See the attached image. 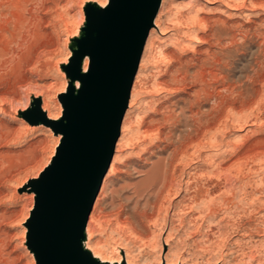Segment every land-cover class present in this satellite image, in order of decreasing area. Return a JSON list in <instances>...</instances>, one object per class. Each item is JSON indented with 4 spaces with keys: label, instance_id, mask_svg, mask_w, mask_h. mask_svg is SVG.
Segmentation results:
<instances>
[{
    "label": "rangeland",
    "instance_id": "rangeland-1",
    "mask_svg": "<svg viewBox=\"0 0 264 264\" xmlns=\"http://www.w3.org/2000/svg\"><path fill=\"white\" fill-rule=\"evenodd\" d=\"M100 1L0 0V264H36L31 182L63 140L40 117L61 111L49 119L64 121L62 96L76 91L68 69L75 53L86 52L88 13L102 8ZM155 19L160 25L146 40L113 155L121 167L100 199L90 243L135 264H158L165 256L180 264H264V0H162ZM198 57L207 64L200 66ZM179 61L188 66L185 85L173 83ZM198 68L203 81L193 75ZM189 101L193 111L217 116L208 115L197 140L200 156L190 146L187 161H175L180 190L170 203L163 197L161 209L147 207L154 218L144 220L145 198L158 195L142 189L170 152L164 147L170 122L161 138L146 127L152 116L182 107L191 116ZM123 130L127 137L119 143Z\"/></svg>",
    "mask_w": 264,
    "mask_h": 264
},
{
    "label": "water",
    "instance_id": "water-1",
    "mask_svg": "<svg viewBox=\"0 0 264 264\" xmlns=\"http://www.w3.org/2000/svg\"><path fill=\"white\" fill-rule=\"evenodd\" d=\"M160 0H109L88 13L92 36L75 53L69 75L81 81L63 94L64 121L41 115L63 133L53 159L31 183L36 205L30 244L36 264H102L85 256L81 237L113 159L139 62Z\"/></svg>",
    "mask_w": 264,
    "mask_h": 264
},
{
    "label": "bare ground",
    "instance_id": "bare-ground-1",
    "mask_svg": "<svg viewBox=\"0 0 264 264\" xmlns=\"http://www.w3.org/2000/svg\"><path fill=\"white\" fill-rule=\"evenodd\" d=\"M162 1V0H160ZM92 2V1H91ZM105 0L104 1H100L99 2V5L103 8L105 7ZM200 18V17H199ZM215 21V17H212ZM201 19V18H200ZM199 20V19H198ZM224 20V19H223ZM196 21V20H195ZM226 20H224L225 22ZM200 23V22H199ZM205 23V22H204ZM212 23V21H211ZM218 23V21H217ZM203 24V23H202ZM209 24V23H207ZM206 24V25H207ZM215 24V22H214ZM219 24V23H218ZM226 24V23H224ZM223 24V25H224ZM154 25L159 27V21L158 19H155L154 21ZM204 25V24H203ZM216 25V24H215ZM202 26V25H201ZM205 26V25H204ZM217 26V25H216ZM213 27V26H212ZM206 28V27H205ZM209 28V27H208ZM211 28V27H210ZM213 29V28H212ZM211 29V30H212ZM219 29V28H218ZM227 29V28H226ZM210 31V30H209ZM153 32V31H152ZM214 32V31H213ZM211 33V31H210ZM209 33V34H210ZM207 34V33H206ZM210 36V35H209ZM221 38V37H220ZM210 39V38H209ZM216 39V38H215ZM214 40V39H213ZM219 40V39H218ZM217 40V41H218ZM205 41V40H204ZM221 41V40H220ZM208 42V41H207ZM3 50V49H2ZM81 51V49H80ZM198 51V50H197ZM174 52V51H173ZM209 52V51H208ZM2 53V52H1ZM176 54V51L174 52ZM196 54V53H195ZM205 54V53H204ZM209 54V53H208ZM207 54V56H208ZM168 55V54H167ZM178 55V54H177ZM197 55H199L197 53ZM202 55V54H201ZM196 56V55H195ZM176 57V55L174 56ZM202 57V56H201ZM201 57H198V61L201 62L200 63V66L201 65H206L207 64V60L206 61H203L201 59ZM171 58H173L171 56ZM179 58V57H178ZM177 58V59H178ZM192 58V57H191ZM207 58V57H206ZM176 59V58H175ZM190 59V58H189ZM188 59V60H189ZM204 59V57H203ZM181 60V59H180ZM196 59H194L195 61ZM88 55L86 56V58L84 57L83 59V62H82V69H81V72H86L87 71V66H88ZM184 61V60H183ZM193 61V58L191 60V62H188L189 63H192ZM180 62V61H179ZM187 62V60H186ZM181 63V62H180ZM198 63V62H197ZM182 64V63H181ZM187 64V63H186ZM194 64V63H193ZM212 64V63H211ZM192 65V64H191ZM180 67V66H179ZM174 71V70H173ZM178 71L176 75L175 73V76H173V83L174 81L176 83H180L185 81V79L187 78L188 76V66L187 65H181L180 68H177V70H175V72ZM172 73V72H171ZM174 73V72H173ZM203 73V71L201 69H197L196 72L193 74L196 78L198 77V79L201 77ZM139 74L136 76V81L139 80ZM204 74V73H203ZM172 75V74H171ZM191 77V76H190ZM203 77V76H202ZM195 78V79H196ZM204 78V77H203ZM202 78V79H203ZM71 81H73V84H74V87L76 88V93L78 92V88L81 86V81L80 79L78 78H73L72 76L70 77ZM172 79V78H171ZM199 79V80H200ZM205 79V78H204ZM170 80V79H169ZM207 80V79H205ZM172 81V80H170ZM188 81V80H186ZM185 81V82H186ZM195 81V80H194ZM200 81H203V80H200ZM163 82V81H162ZM166 85L169 84V81H165ZM205 82V81H204ZM136 83V82H135ZM164 83V82H163ZM172 83V82H171ZM172 83V84H173ZM199 83V82H198ZM207 83V82H206ZM184 84V82H183ZM204 84V83H203ZM164 85V84H163ZM165 85V86H166ZM185 85V84H184ZM203 86V85H202ZM201 86V87H202ZM169 87V86H167ZM176 87V86H175ZM174 87V88H175ZM179 87V86H177ZM176 87V88H177ZM164 88V87H163ZM174 88H170V89H174ZM175 88V90H177ZM182 88V87H181ZM169 89V88H168ZM184 89V87H183ZM180 90V89H179ZM200 90V89H198ZM66 92V91H65ZM197 92V91H196ZM199 95V94H197ZM201 97V95L199 96V98ZM198 98V100H199ZM194 102V101H193ZM44 103V102H43ZM190 103V106H189V110L190 112L192 113L191 116L189 115H186V110L188 109V107H182L181 108V111L180 112H175L176 110H173V112L171 111V113L168 112V114L166 113H163L159 118H153L152 116V119L150 120V123L147 125L146 127V134L147 133H150L152 132V134H156L157 137L161 138V135L162 133L164 132L162 129H163V123L165 122H170V129L168 132H165L166 135H165V141H166V144H165V149L166 148H169L170 149V152L165 160V163H164V166L163 168L161 169V171H159L158 173L154 174V175H150L148 176L147 178V182L146 184L144 185L143 189H147V192H148V195L151 194V192H153L155 190H157V198L155 200H152L149 196L145 198V201H144V206L142 207V209L139 211V216H141L142 218H144V220H146L145 218H148L150 219V217L152 216H149V215H152V214H148L147 212V207L150 206L151 209L153 210H156V209H161L162 208V198L164 197L166 200H168V202L170 203V195L171 194H175L177 193L180 188L179 186L176 184V182L178 181L177 180V176H175V169H176V165L175 164V161L177 160V163H180L179 161L183 162V161H187V159H185L183 157L184 154H187L188 153V148L190 146H194L196 147L195 150V153H197L196 157H199L200 156V150H201V144L200 142H197L200 134H204L202 133L203 130L205 129L206 126L209 125L208 122H210V120L208 119V115H212V118L215 119L216 116H217V113L215 110H213L214 112H209L210 114H208L206 111H203L200 109V107L193 111L194 110V106L195 105H191V102L189 101ZM198 104V103H197ZM181 105V104H180ZM170 106V105H169ZM199 106V105H198ZM171 107V106H170ZM197 107V106H196ZM195 107V108H196ZM42 108V107H41ZM45 108V106H44ZM169 108V107H168ZM177 108V107H176ZM49 109V108H48ZM178 110V109H177ZM60 115H61V111L54 114V113H51L48 111L47 113V117L48 118H51V119H58L60 118ZM160 115V114H159ZM206 119H208L206 122ZM212 120V119H211ZM42 122V121H41ZM149 122V121H148ZM179 126H184L185 128L182 129V128H179ZM127 131V130H126ZM126 131H122V135L119 139V143H121V141L124 140L125 137H127L126 135ZM155 133H154V132ZM150 135V134H148ZM163 136V135H162ZM202 136V135H201ZM214 136V135H213ZM1 137V136H0ZM155 137V136H154ZM156 137V138H157ZM126 139V138H125ZM158 139V138H157ZM211 142V141H210ZM202 143V142H201ZM203 147V146H202ZM194 153V152H193ZM180 155V156H179ZM193 155V154H192ZM195 155V154H194ZM185 156V155H184ZM119 162H120V157L119 156H114V158L112 159V163L110 164V167L108 169V174L106 175V177L104 178L103 180V183H102V187H101V190H100V193L98 194V197H97V200L95 202V206H94V209L90 215V221H89V224L86 226L85 230H84V233L81 237V241H80V249L81 251L83 252V254L85 256H88L94 260H96L97 262L99 263H102V264H135L133 263L129 257H127L125 255L122 256V254L119 256V257H108V256H105L102 254L101 250L93 247L90 243V238L93 234V231L90 229V224L95 222L96 220V215H97V211H98V208L99 207V204H100V199L101 197L103 196V194H105V191L107 189V185H108V180L110 179V177L118 170V167L120 168L121 166H119ZM185 163V162H184ZM189 163V162H188ZM172 170V171H171ZM181 174V173H180ZM41 176V175H40ZM39 177L35 178L36 180H38ZM179 178V177H178ZM159 183V184H158ZM158 184V185H157ZM156 185H157V189L156 188ZM189 189L190 187L189 186H185L184 190L186 192H189ZM166 191L164 195L161 194V192L163 191ZM160 192V193H159ZM175 196V195H174ZM101 205V204H100ZM149 211V210H148ZM142 218H140L142 220ZM154 218V217H152ZM151 218V219H152ZM148 219V220H149ZM143 221V220H142ZM180 224L183 223V220H180ZM145 222H148V221H145ZM95 231V230H94ZM165 243H167V241H165ZM103 251V250H102ZM105 253V252H104ZM109 255V254H108ZM180 260H169L167 259V257H161L160 261L158 264H180Z\"/></svg>",
    "mask_w": 264,
    "mask_h": 264
},
{
    "label": "snow or ice",
    "instance_id": "snow-or-ice-1",
    "mask_svg": "<svg viewBox=\"0 0 264 264\" xmlns=\"http://www.w3.org/2000/svg\"><path fill=\"white\" fill-rule=\"evenodd\" d=\"M108 2V0H105V3H107Z\"/></svg>",
    "mask_w": 264,
    "mask_h": 264
}]
</instances>
